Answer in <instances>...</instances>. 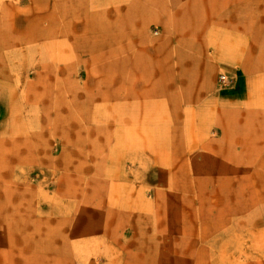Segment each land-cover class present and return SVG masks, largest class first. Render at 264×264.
Segmentation results:
<instances>
[{"label": "rangeland", "instance_id": "rangeland-1", "mask_svg": "<svg viewBox=\"0 0 264 264\" xmlns=\"http://www.w3.org/2000/svg\"><path fill=\"white\" fill-rule=\"evenodd\" d=\"M0 264H264V0H0Z\"/></svg>", "mask_w": 264, "mask_h": 264}, {"label": "built area", "instance_id": "built-area-1", "mask_svg": "<svg viewBox=\"0 0 264 264\" xmlns=\"http://www.w3.org/2000/svg\"><path fill=\"white\" fill-rule=\"evenodd\" d=\"M220 79H221L222 81H224V80H225L223 76H220Z\"/></svg>", "mask_w": 264, "mask_h": 264}, {"label": "bare ground", "instance_id": "bare-ground-1", "mask_svg": "<svg viewBox=\"0 0 264 264\" xmlns=\"http://www.w3.org/2000/svg\"><path fill=\"white\" fill-rule=\"evenodd\" d=\"M141 8H143V7L141 6L140 9H141ZM88 22H90V21H88ZM91 25H92V24H91ZM93 27H94V26H93ZM74 42H75V41H74ZM74 42H73V43H74Z\"/></svg>", "mask_w": 264, "mask_h": 264}]
</instances>
